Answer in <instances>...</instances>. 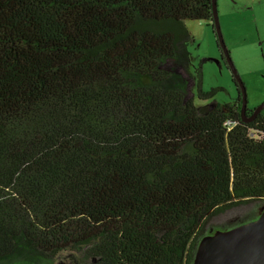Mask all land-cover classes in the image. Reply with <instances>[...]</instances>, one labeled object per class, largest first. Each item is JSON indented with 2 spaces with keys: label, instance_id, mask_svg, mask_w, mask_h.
I'll return each mask as SVG.
<instances>
[{
  "label": "trees",
  "instance_id": "obj_1",
  "mask_svg": "<svg viewBox=\"0 0 264 264\" xmlns=\"http://www.w3.org/2000/svg\"><path fill=\"white\" fill-rule=\"evenodd\" d=\"M213 17V0H0V264H193L213 215L264 201V109L245 121L191 69L186 20Z\"/></svg>",
  "mask_w": 264,
  "mask_h": 264
},
{
  "label": "rangeland",
  "instance_id": "obj_2",
  "mask_svg": "<svg viewBox=\"0 0 264 264\" xmlns=\"http://www.w3.org/2000/svg\"><path fill=\"white\" fill-rule=\"evenodd\" d=\"M217 4L227 48L235 68L246 84L248 109L253 110L264 102V0H217ZM186 24L192 35L187 42L193 55L191 69L202 70V90L209 92L219 89L211 101H233L238 97V87L227 59L223 58L212 22L186 20ZM189 97L199 106L208 103L200 100L194 84ZM261 205H264V201L243 203L213 215L198 244L202 237L218 229H229L255 219ZM92 260L86 248H68L38 264H89Z\"/></svg>",
  "mask_w": 264,
  "mask_h": 264
},
{
  "label": "water",
  "instance_id": "obj_3",
  "mask_svg": "<svg viewBox=\"0 0 264 264\" xmlns=\"http://www.w3.org/2000/svg\"><path fill=\"white\" fill-rule=\"evenodd\" d=\"M213 23L218 43L227 59L242 96V115L245 121H252L263 109L264 102L252 114L248 113L246 84L235 68L227 48L219 20L217 0H213ZM193 264H264V212L258 218L229 229H218L201 238Z\"/></svg>",
  "mask_w": 264,
  "mask_h": 264
},
{
  "label": "flooded vegetation",
  "instance_id": "obj_4",
  "mask_svg": "<svg viewBox=\"0 0 264 264\" xmlns=\"http://www.w3.org/2000/svg\"><path fill=\"white\" fill-rule=\"evenodd\" d=\"M223 58H225V57L223 56ZM239 89H240V88H239ZM239 91H240V90H239ZM253 110H254V109H253ZM253 110H249V109H248V113H249V114H252V113H253ZM257 212H258V213H257L256 218H258L259 216H261L262 213L264 212V205H261Z\"/></svg>",
  "mask_w": 264,
  "mask_h": 264
}]
</instances>
